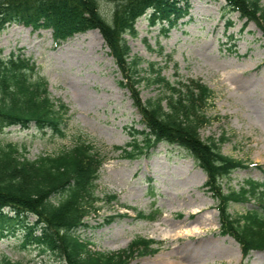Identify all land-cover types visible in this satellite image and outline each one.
Listing matches in <instances>:
<instances>
[{
    "label": "rangeland",
    "instance_id": "1",
    "mask_svg": "<svg viewBox=\"0 0 264 264\" xmlns=\"http://www.w3.org/2000/svg\"><path fill=\"white\" fill-rule=\"evenodd\" d=\"M260 3L264 6V0ZM187 4V17L167 35L162 31L166 23L152 24L149 11L136 23L137 36L125 38L131 56L145 61L142 80L152 72L148 65L154 64L172 83L195 79L213 90L214 98L205 107L210 122L201 129V138L205 142L224 138L223 154L249 165L221 180L228 194L249 180L264 181V36L256 23L247 24L238 12L228 14L226 0ZM99 5L111 22L115 5L105 0ZM179 5L185 8L186 0ZM228 22L233 25L229 29ZM0 54L4 60L31 59L37 66L35 78L46 80L51 98L70 109L62 136L34 124L14 126L0 130L1 146L12 144L20 154L36 160L85 141L104 157L96 183L98 209L87 217L88 226L77 232L92 250L120 253L144 238L160 243L151 247L157 252L137 253L127 264H160L167 257L174 264H264V251L244 258L238 242L221 232L217 199L205 187L208 178L191 156L166 143L130 156L133 133L144 128L142 116L131 92L119 86L122 77L98 29L56 41L52 30L8 23L0 30ZM235 77L242 78L244 85ZM140 83L131 89L142 102L165 93ZM259 202H232L228 213L234 218ZM196 227L201 233L193 232ZM169 233L176 237L167 238ZM24 235L18 229L0 239V258L24 264L62 263L63 259L43 253L36 243L24 246Z\"/></svg>",
    "mask_w": 264,
    "mask_h": 264
},
{
    "label": "trees",
    "instance_id": "2",
    "mask_svg": "<svg viewBox=\"0 0 264 264\" xmlns=\"http://www.w3.org/2000/svg\"><path fill=\"white\" fill-rule=\"evenodd\" d=\"M99 1L0 0V30L8 23L21 24L52 30L55 40L62 41L98 29L122 77L119 86L131 92L133 105L142 116L144 128L133 133L130 156L141 155L160 143L182 149L208 178L205 187L217 199L221 232L238 242L244 258L253 251H264V181L249 180L239 191L224 194L221 180L249 165L223 154L224 138L220 143L213 139L205 142L200 135L210 122L205 107L214 98L213 90L195 79L172 83L154 64L148 65L152 72L142 80L145 61L131 56L125 38L127 34L137 36L136 23L149 11L152 24L166 23L162 31L167 35L187 17L190 0H186L185 8L179 5L180 0H105L115 5L111 22L101 14ZM226 2L228 14L238 12L242 20H248L247 24L256 23L264 36V6L260 0ZM232 26L227 23L228 29ZM36 75L37 66L31 59L12 56L4 60L0 54V130L14 126L29 128L34 124L39 130L62 136L70 109L55 102L48 82L36 79ZM142 81L162 88L164 95L142 102L131 89L139 87ZM103 165L99 149L85 141L36 160L20 154L12 144L0 145V239L22 229L24 246L36 243L43 253L50 252L63 259L61 264H127L137 253H156L151 247L160 243L144 238L134 240L129 250L120 253L94 251L90 242L77 233L88 226L87 217L98 209L96 183ZM253 199L261 204L234 218L229 215L232 202L246 203ZM138 214L146 218L143 213ZM32 217L36 218L34 222ZM0 264L24 263L3 256Z\"/></svg>",
    "mask_w": 264,
    "mask_h": 264
},
{
    "label": "bare ground",
    "instance_id": "3",
    "mask_svg": "<svg viewBox=\"0 0 264 264\" xmlns=\"http://www.w3.org/2000/svg\"><path fill=\"white\" fill-rule=\"evenodd\" d=\"M235 81H236L237 83H239V84L244 85V83H243V81H242V78L235 77ZM244 87H245V86H244ZM193 232H195V233H201V229H199V228L196 227V229H194ZM177 234H178V233H177ZM174 237H176V233H175V234H173V233H169V234H167V238H174ZM160 264H174V262L172 263V260H171L170 258L167 257V258H163V259L161 260Z\"/></svg>",
    "mask_w": 264,
    "mask_h": 264
}]
</instances>
